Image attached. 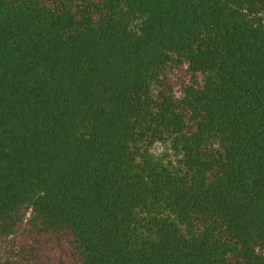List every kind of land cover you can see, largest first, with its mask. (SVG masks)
Wrapping results in <instances>:
<instances>
[{
    "label": "trees",
    "instance_id": "obj_1",
    "mask_svg": "<svg viewBox=\"0 0 264 264\" xmlns=\"http://www.w3.org/2000/svg\"><path fill=\"white\" fill-rule=\"evenodd\" d=\"M0 264H264V0H0Z\"/></svg>",
    "mask_w": 264,
    "mask_h": 264
}]
</instances>
